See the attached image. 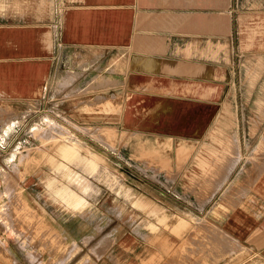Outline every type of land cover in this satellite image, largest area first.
I'll use <instances>...</instances> for the list:
<instances>
[{
    "label": "crops",
    "instance_id": "obj_1",
    "mask_svg": "<svg viewBox=\"0 0 264 264\" xmlns=\"http://www.w3.org/2000/svg\"><path fill=\"white\" fill-rule=\"evenodd\" d=\"M245 20L264 21V0H0V99L40 100L59 67L61 77L76 70L64 93L74 85L83 93L59 105L67 126L74 127L68 120L101 125L130 137L115 147L130 160L107 156L97 171L84 173L99 189L83 208H67L55 193L44 196L50 226L83 243L70 231L76 223L96 229L117 203L131 209V188L118 194L110 170L131 160L145 170L149 163L156 167L155 178L139 181L138 212L146 215L140 228L147 236L114 238L101 256L77 260L163 264L165 253L186 245L189 264L212 261L228 248L212 227L264 260V105L255 106L264 86V66L258 71L264 47L255 35L245 49ZM245 67L257 70V78L244 75ZM221 119L229 125L220 128ZM151 148L165 152L151 157L154 162L142 160ZM218 152L231 162H219ZM202 248L206 255L190 258Z\"/></svg>",
    "mask_w": 264,
    "mask_h": 264
},
{
    "label": "rangeland",
    "instance_id": "obj_2",
    "mask_svg": "<svg viewBox=\"0 0 264 264\" xmlns=\"http://www.w3.org/2000/svg\"><path fill=\"white\" fill-rule=\"evenodd\" d=\"M242 32L245 34V49L252 48L255 35L260 36V42L263 44L260 48L264 47V21L252 23L251 20H245ZM261 63V68L258 71H262L263 62L261 61ZM74 68L75 62L70 63L68 69ZM69 71L61 77L63 72L59 67L52 82L42 93L40 100L0 99V264H92L91 260L80 261L77 259L82 256L85 258L87 254L93 252L99 257L110 249L114 238L126 235L139 236L141 232L145 234L147 231V229L141 230L140 228V221H145L146 215L143 214L141 218V214L138 212L140 207L139 181L141 178L146 179V176L155 178L156 167L149 163L145 170L143 166L139 165V161L134 160L128 161L130 167L117 164L113 170H110L115 173L117 178L115 183L118 194L123 193L120 192L124 190L123 188L132 190L129 212L123 211V203H121L122 205L117 203L115 211L106 214L105 221L99 223L96 229H77V225L80 223H76L74 230L70 231H75L81 237L80 241L83 243L79 242L78 244L73 242V238L70 236L66 239L65 233L50 226L48 220L50 218L45 211V195L50 196L56 192L58 198L67 203V208L81 209L87 204V199H92L91 197L99 189L97 181L92 178L90 180L84 173L97 171L98 162L107 156L126 157L127 160H130L128 157L130 154L115 148L117 144L124 146L130 140L129 135L113 133L107 127H102L108 135L104 139H100L92 134L99 126L87 125L89 132L83 130L84 125H75L71 120L68 122L74 127L67 126L65 115L59 111L60 102L66 96L83 93L77 85L70 87L68 93H64L65 87L74 84L78 77L76 71V77L68 82L66 78ZM242 72L244 75L250 76V79L251 77L255 79L258 76V72L251 68L245 67ZM247 87L245 86V90ZM76 88H78L77 92H75ZM233 92H235L234 89ZM43 94L45 95L43 96ZM246 103V109L252 110L253 101ZM228 114L231 115L229 110ZM47 116L63 124L54 133V136L57 137L47 138L44 135L40 136L37 130L35 131V129L46 125ZM227 123L229 125V122L225 121V124ZM59 142L65 148H55L56 143ZM73 142L77 144H72ZM18 144L22 147L19 148ZM68 147L73 151H69ZM162 150L165 152V148ZM162 150L161 148L157 150L151 148L148 150L147 156L145 155L141 159L147 160L145 159L147 157L149 162H154V158L151 157H156L157 152ZM131 151L134 153L133 149ZM133 153L131 154L134 156L133 158L136 156L140 158V155ZM218 153V156L217 154L214 156L219 162L228 161L225 155L221 156V153ZM56 173L65 180L52 181L49 175L52 174V178H55ZM222 174L223 177L226 176V173ZM45 176L47 180H44ZM168 179L164 180V183L171 188L169 183H173V181ZM218 187L215 185L213 190ZM52 199L58 202L56 198ZM199 217H202L201 214ZM212 228L216 232L214 237L222 242L227 240V244L225 243V246L228 247H226L227 250L212 261L204 260L197 263L192 261L193 263L190 264H264V260L253 257L245 246L236 243L229 237L226 238L218 228ZM151 230L155 231L154 228ZM200 231L196 230L197 233ZM84 234L87 236L83 239ZM203 239L204 236H201V241ZM105 246L106 250H104ZM144 247L148 251H154V247L143 245L142 249ZM186 248L187 246L183 245L180 249L181 252H176L173 255L169 252L171 247L165 248L169 254L165 253V257L168 255V258L163 264H189L185 259L187 256L189 257ZM204 255H206L204 248L197 249L195 253L194 251L191 253L190 258H199ZM227 256L228 259L224 260Z\"/></svg>",
    "mask_w": 264,
    "mask_h": 264
},
{
    "label": "bare ground",
    "instance_id": "obj_3",
    "mask_svg": "<svg viewBox=\"0 0 264 264\" xmlns=\"http://www.w3.org/2000/svg\"><path fill=\"white\" fill-rule=\"evenodd\" d=\"M261 63V62H260ZM262 64V63H261ZM246 65V64H245ZM264 66V65H263ZM257 71V70H256ZM70 73L68 74V76H67V78H66V80L69 82L70 80H73L75 77H76V75H77V73H76V70H70L69 71ZM245 73H246V71H245ZM251 73H253V72H251ZM249 75H251V74H249ZM250 77V76H249ZM256 77V76H255ZM252 78H254V77H251V79ZM253 80V79H252ZM250 98V97H249ZM256 101H255V106H256V108H258V109H262L263 108V105H264V86H262L261 87V89L259 90V92H258V94H257V96H256V99H255ZM97 106V105H96ZM263 110V109H262ZM261 111V110H260ZM218 113V112H217ZM264 115V114H263ZM87 116V115H86ZM48 117V116H47ZM42 118H44V117H42ZM213 119V118H212ZM256 120V119H255ZM46 121V125L45 126H41L39 129H35V131L37 130L38 131V133H39V135L41 136V135H44V136H46L47 138L48 137H52V138H54V137H57V136H54L55 134L54 133H56V131H58L59 130V128L61 127V124L59 123V122H57L56 120H54V119H52V118H49L48 117V120H45ZM258 122V121H257ZM219 125H221V127L220 128H222V125H225V122L221 119V120H219ZM238 124V123H237ZM256 124V123H255ZM63 125V124H62ZM256 126V125H255ZM84 127L86 128L87 127V125H84ZM228 127V126H227ZM252 127V126H251ZM80 128H81V126H80ZM83 129V130H85L86 132H89V127H87L86 129ZM104 128V127H103ZM103 128H102V126L101 125H99V127H98V129L97 130H95V132H93L92 134L94 135V136H96V137H99L100 139H104L105 137H107V131L106 130H103ZM219 128V129H220ZM255 129V128H254ZM253 130V129H252ZM218 131V130H217ZM222 131V130H221ZM221 134H223V133H221ZM212 135H213V133H212ZM224 135V134H223ZM60 137V136H59ZM216 137V136H215ZM220 138V137H219ZM59 139V138H58ZM226 139H227V137H226ZM229 139V138H228ZM223 140V139H222ZM214 141H215V139H214ZM217 141V140H216ZM220 141V140H219ZM225 141V140H224ZM223 142V141H222ZM237 142V141H236ZM74 143H76V142H73L72 144H74ZM77 144V143H76ZM231 144H232V142H231ZM238 144V143H237ZM63 144L61 143V142H59V143H56V147L55 148H57V149H61V148H65V147H63L62 146ZM80 146V145H79ZM228 146V145H227ZM76 147H78V145H76ZM81 147V146H80ZM232 147V146H231ZM235 147V149H236V146H234ZM234 147H233V149H234ZM237 147H238V145H237ZM69 148V147H68ZM79 148V147H78ZM222 148H224L223 147V145H222ZM70 150L69 151H73V149L72 148H69ZM201 149V148H200ZM211 149V148H210ZM213 149V148H212ZM211 149V150H212ZM219 149V148H218ZM226 149V148H225ZM233 149H232V151H233ZM79 150V149H78ZM236 150H238V149H236ZM235 150V152H237ZM69 151H67V152H69ZM215 151V150H214ZM231 151V150H230ZM67 152H66V155H67ZM93 152V151H92ZM235 152H233V153H235ZM88 153V152H87ZM77 154V153H76ZM91 154H93V153H91ZM201 154V153H200ZM225 154V153H224ZM211 155V154H210ZM227 155V154H226ZM217 156H218V154H217ZM220 156V155H219ZM230 156V155H229ZM214 157V156H213ZM235 157V156H234ZM66 158V157H65ZM68 158H70V157H68ZM216 158V157H215ZM214 158V159H215ZM220 158H222V157H220ZM236 158V157H235ZM67 159V158H66ZM94 159V158H93ZM97 160V159H96ZM228 161H229V159H227ZM232 160V159H231ZM231 162V161H230ZM91 163H92V161H91ZM216 163V162H215ZM228 163V162H227ZM226 163V164H227ZM63 164V163H62ZM230 164V163H229ZM64 166H66V164L64 163ZM224 166H226V165H224ZM68 167V166H67ZM225 168V167H224ZM225 171V170H224ZM216 172V171H215ZM225 174V173H224ZM217 176H219L218 175V172H217ZM216 176V177H217ZM212 178V177H211ZM214 179V178H213ZM216 179V178H215ZM211 181H212V179H211ZM248 182V181H247ZM243 185H245V184H243ZM242 186V185H241ZM61 188V187H60ZM62 189V188H61ZM55 190V189H54ZM234 190V189H233ZM237 190H238V188H237ZM236 190V191H237ZM241 190L243 191V189L241 188ZM240 190V191H241ZM58 191H59V189H58ZM235 191V192H236ZM56 193V192H55ZM237 193L238 194H240V192H238L237 191ZM241 193H243V192H241ZM243 196V195H242ZM228 197V196H227ZM241 197V196H240ZM208 245H210V244H208ZM168 246V245H167ZM170 248V247H169ZM107 249V247L105 246L104 247V250H106ZM218 249V248H217ZM166 249H164V251H165ZM221 253V252H220Z\"/></svg>",
    "mask_w": 264,
    "mask_h": 264
}]
</instances>
